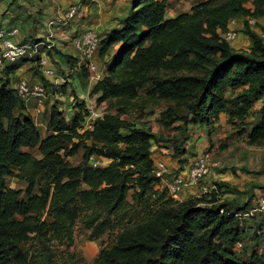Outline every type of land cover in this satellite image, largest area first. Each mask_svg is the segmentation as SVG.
Listing matches in <instances>:
<instances>
[{"label": "trees", "instance_id": "1", "mask_svg": "<svg viewBox=\"0 0 264 264\" xmlns=\"http://www.w3.org/2000/svg\"><path fill=\"white\" fill-rule=\"evenodd\" d=\"M248 2L252 8L245 6ZM131 4L119 28L100 38L99 57L109 59L91 96L124 108L145 88L148 101L186 109L184 117L172 110L159 115L164 126L182 121L186 131L189 125L199 130L213 125L221 114L244 120L262 100L247 142L264 141V40L245 28L242 33L251 46L243 53L221 36L233 19L263 16L264 0H207L173 18L166 16L168 0ZM63 61L71 68L77 63L70 55ZM29 62L36 65L37 58L3 66L5 79L0 82V264H53L50 243L70 247L79 220L95 236L117 230L93 264H264L256 252L246 262L234 251L244 237L237 214L246 212V206H212L218 202L214 194L208 201L179 203L165 188L156 189L160 177L151 147L159 140L123 118L124 110L103 114L84 129V100L69 104L68 118L52 105L48 134L42 137L11 88V73ZM59 87L63 95L66 82L52 93ZM239 88L241 93L231 96ZM190 140L186 135L184 144ZM182 146L173 147L174 158L186 154ZM23 149H37L41 158ZM79 150L81 161L72 166L67 159ZM93 158L107 164L94 166ZM13 176L26 183L24 192L6 186V177ZM34 236L41 240L38 251L28 246Z\"/></svg>", "mask_w": 264, "mask_h": 264}, {"label": "rangeland", "instance_id": "2", "mask_svg": "<svg viewBox=\"0 0 264 264\" xmlns=\"http://www.w3.org/2000/svg\"><path fill=\"white\" fill-rule=\"evenodd\" d=\"M207 0H168L167 18L176 17L182 13H189L191 8ZM17 1L4 0V6L11 7L5 13L4 6L1 10L0 24L8 23L10 27H17L20 30L25 29L24 20L17 17ZM16 3V4H15ZM2 5V4H1ZM246 7L252 8L251 2L245 4ZM6 7V9H7ZM17 17V18H16ZM234 23L229 29L237 33V37L232 41L234 50L243 53H248L251 42L242 33L247 28L249 31L261 36L264 33V15L258 18L247 20L246 18L233 19ZM46 28V26H45ZM40 33H37L39 35ZM67 46V45H66ZM109 56L100 58L96 55L95 61L100 67V70L105 73V65L108 62ZM47 60L55 71V78L46 79L39 74L36 65L33 69L25 68L23 74L32 73V77L38 78L41 84L45 86L49 96L44 104V111L38 117L34 118L35 124L38 127L42 137L48 134L47 123L49 111L52 105L62 110L65 117L70 115L69 104L71 99L84 100L86 102L87 115L83 123L84 129H89L92 126L94 119L103 114H119L124 110L122 117L134 122L138 127H145L155 135V143H152V158L155 163V173L157 164H162L165 168L164 172H160V183L156 189L163 190V180H170L188 167L194 158L204 156L209 163L208 176L199 182L196 186L190 188L187 192H191L188 199L196 200L201 198L208 201L210 196L214 194L218 199L217 206L221 203H233L238 206L245 207L246 211L254 210L252 216L240 217L238 226L243 231L244 237L239 244L234 247L235 253L243 260L248 261V257L253 252H256L260 259L264 262V141L249 145L247 142V133L250 131V124L256 121L260 114L262 100L255 103L248 111L247 118L244 120L231 119L226 114H221L218 121L214 124L203 126L200 130L189 125V131L185 129L183 122H175L171 126H164L159 121V115L167 110H172L176 117L186 116V109L174 107L170 103L148 101L145 95V88L138 93V99L129 107H120L114 102H97L96 97L90 94L88 80L84 68L77 69L75 73L64 71L59 63L54 62L52 56L47 54ZM28 65H30L28 63ZM0 68V82L5 79V74ZM11 73V88H14L16 82L23 79L22 72L16 70ZM15 72V73H16ZM61 79V80H60ZM26 81V78H24ZM66 82L67 87L62 96H59L60 87L55 93H52L54 86ZM54 85V86H53ZM241 93V89L235 90L231 96H237ZM53 94V95H52ZM92 112L93 117L90 116ZM199 134H192L193 131H198ZM80 132V131H79ZM185 134V135H184ZM191 137L190 142L185 143V136ZM186 149V154L180 158H174L173 147L182 145ZM37 159L41 158V154L37 149H23ZM261 155V156H260ZM82 150H79L73 157L67 159L72 165L76 166L80 163ZM260 157V159H259ZM91 163L94 166H104L106 161L93 158ZM245 170L251 174H260V179L255 183L246 180ZM256 172V173H255ZM16 174V170L13 169ZM221 178L222 180H219ZM6 186L15 190L24 192L26 183L23 180L13 177H6ZM220 183L221 188L215 187V183ZM210 192H205L204 188H211ZM34 188V192H37ZM236 192V193H235ZM255 194V195H254ZM185 201V200H183ZM177 202H182L177 201ZM248 205V206H247ZM201 207L210 208L211 205L200 204ZM117 234V230H106L102 234L95 236L91 229H86L83 223L76 221L73 228L72 245L70 247L59 246L56 242L50 243L52 249L53 264H93L99 253L109 247ZM28 246L31 251L40 250L42 248L41 240L38 236H34L28 241Z\"/></svg>", "mask_w": 264, "mask_h": 264}, {"label": "built area", "instance_id": "3", "mask_svg": "<svg viewBox=\"0 0 264 264\" xmlns=\"http://www.w3.org/2000/svg\"><path fill=\"white\" fill-rule=\"evenodd\" d=\"M89 0H80L87 2ZM82 15L80 4L69 6L65 11L61 12L55 18L49 20L46 24V34L42 39L26 41L23 43L14 44L8 40V37H13L17 34V29L5 31L0 29V68L5 65L13 64L19 60L26 58L28 60L37 58V67L40 74L46 79L55 78V71L50 66L47 60V52L52 48L51 41L53 40L54 30L58 27L65 26L69 21ZM249 23H250V19ZM234 23L231 20L228 25V30L221 36L227 43H231L237 37V33L229 29ZM264 40V33L261 35ZM70 42L77 53L78 66L84 68L88 75V83L93 86L96 82L102 79L103 72L95 61L98 54L100 37L95 30L86 29L79 36H74ZM57 85V82L55 81ZM15 91L21 102L23 103L26 112L33 118H38L44 111V104L49 96L47 89L41 83L28 82L19 80L15 84ZM59 96H62L59 94ZM73 102V100L71 99ZM71 107H69V111ZM90 116L93 117L92 112ZM98 117V116H97ZM96 117V118H97ZM35 122V120H34ZM165 168L162 164H157L156 175L164 172ZM209 174V163L204 156H197L188 165L184 174H179L170 180H163V187L167 191L168 196L174 201H180L184 191L196 186L199 182L205 179ZM160 177V176H159ZM211 188H204L205 192H210ZM254 210H248L244 213L237 214V217L252 216Z\"/></svg>", "mask_w": 264, "mask_h": 264}, {"label": "crops", "instance_id": "4", "mask_svg": "<svg viewBox=\"0 0 264 264\" xmlns=\"http://www.w3.org/2000/svg\"><path fill=\"white\" fill-rule=\"evenodd\" d=\"M4 0L0 1V15L3 9ZM15 1V0H14ZM17 4V17L20 20H24L25 29L20 30L17 27H10L8 23L3 25L0 24V29L8 31L10 29H17V34L13 37H8V40L14 44L23 43L26 41L42 39L46 34V24L49 20L55 18L61 12L65 11L69 6L80 4L82 15L71 21L65 26L58 27L54 30L53 40L51 41L52 48L47 54L52 56L54 62L59 63L64 71L75 73L78 66L77 53L74 50L70 39L74 36H79L84 30L92 29L95 30L98 35L104 37L111 29L119 28L121 20L127 16L131 9V0H89L87 2H80V0H16ZM15 3V4H16ZM2 4V5H1ZM4 6L5 13L10 10V6ZM16 17V18H17ZM37 33H40L37 35ZM232 43V42H231ZM230 46L234 49V44ZM67 45V46H66ZM118 46L113 47L111 51L116 49ZM64 55H70L76 59L77 63L71 68L68 64L63 61ZM24 61H21L22 63ZM17 63V62H16ZM22 64L18 70L22 72V77L26 78L28 82L40 83L38 78L32 77V73L23 74L25 68L32 70L33 65L29 62ZM50 64V63H49ZM51 66V64H50ZM52 67V66H51ZM38 69V68H37ZM39 72V70H38ZM17 72L14 74L16 75ZM40 74V72H39ZM61 80V79H60ZM88 80V79H87ZM88 87H92L88 83ZM261 156V155H260ZM260 159V157H259ZM187 169V168H186ZM181 172L184 174L186 172ZM256 173V172H255ZM260 177V174H247L246 180L256 182ZM219 180H222L219 178ZM191 192L184 191L181 195V201L186 200ZM255 195V194H254Z\"/></svg>", "mask_w": 264, "mask_h": 264}, {"label": "water", "instance_id": "5", "mask_svg": "<svg viewBox=\"0 0 264 264\" xmlns=\"http://www.w3.org/2000/svg\"><path fill=\"white\" fill-rule=\"evenodd\" d=\"M133 6H132V4H131V8H132Z\"/></svg>", "mask_w": 264, "mask_h": 264}]
</instances>
